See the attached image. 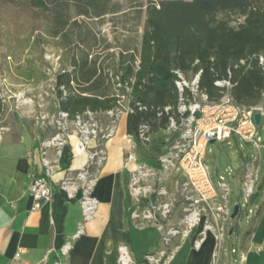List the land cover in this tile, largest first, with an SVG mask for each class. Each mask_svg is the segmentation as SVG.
Returning <instances> with one entry per match:
<instances>
[{"label":"trees","instance_id":"1","mask_svg":"<svg viewBox=\"0 0 264 264\" xmlns=\"http://www.w3.org/2000/svg\"><path fill=\"white\" fill-rule=\"evenodd\" d=\"M7 9L33 17L27 37L32 46L58 49L55 100L72 119L88 111L129 110L127 132L135 140L141 141L144 126L150 136L167 131L172 119H181L179 75L188 83L198 76V92L210 102L229 95L240 106L264 105V0H161L128 7L115 0H0V21ZM108 22L113 38L100 30ZM183 97L193 101L189 89ZM5 112L0 95V119Z\"/></svg>","mask_w":264,"mask_h":264},{"label":"built area","instance_id":"2","mask_svg":"<svg viewBox=\"0 0 264 264\" xmlns=\"http://www.w3.org/2000/svg\"><path fill=\"white\" fill-rule=\"evenodd\" d=\"M61 66L55 71H60ZM177 87L181 94L179 114L180 121L171 120L169 129L172 133H179V139L168 145L167 150L158 156L156 168H147L136 164L134 154L128 155L125 166L133 165L131 172L130 190L137 202L151 200L156 202L147 208H138L132 213V220L138 228L154 226L163 233L165 248L156 253H147L141 261H136L129 248H119L118 264H171L175 258V250L170 249L174 238L186 241L195 230L201 228L199 239L195 248H200L209 234H212L222 248L228 229L237 218L239 221L246 216L250 218L255 205L253 197L262 191L264 201V138L260 136V127L264 124V105L257 107H244L237 105L229 95L218 102H210L206 95L198 92L197 76L192 83H188L179 75ZM218 86L230 87L229 82H219ZM185 89L191 91L193 101L183 97ZM200 95V100L197 96ZM170 108H167L168 112ZM123 111H110L107 115L110 122L104 128L96 120V114L86 112L71 118L68 113L58 111L55 115L40 112L36 115L35 122L42 128L53 127L54 135L42 144V164L45 168L42 175L36 176L29 186L32 198V212L39 211L45 202L53 197V187L50 178L53 175V165L47 158V152L54 150L58 157L65 147L70 145L75 138L80 150L88 153V163L76 178H66L60 184L72 200L80 190V204L82 208V221L78 224V232L57 251L59 260L55 264H69V257L74 247V242L86 232V225L95 219L99 208V201L94 198L96 186V173L91 172L94 166L96 172L107 160L106 151L103 149L105 142L112 139L117 132V120ZM124 112H129L125 110ZM260 113L262 121L256 124L255 115ZM149 129L142 127L140 139L145 144L150 143ZM132 144L135 138L128 137ZM250 144L258 151L253 163H244L243 176L237 183L241 186L242 199L239 215L232 219L234 206L231 205L232 196L231 175L229 169L226 175H221L219 181L212 178L210 167L207 163L208 146L215 143L232 141ZM178 175L183 180L175 181L173 186L165 183ZM171 187V188H170ZM172 191L174 193H172ZM177 196V198H176ZM181 205L182 217L176 226H168L177 206ZM232 254H236L235 248ZM23 252L16 255V260L21 261Z\"/></svg>","mask_w":264,"mask_h":264},{"label":"crops","instance_id":"3","mask_svg":"<svg viewBox=\"0 0 264 264\" xmlns=\"http://www.w3.org/2000/svg\"><path fill=\"white\" fill-rule=\"evenodd\" d=\"M21 109L24 108L10 109L0 120V264H55L59 260L57 251L66 240L76 236L83 217L80 190L76 198L70 200L60 184L68 177L76 178L86 167L88 153L78 152L75 138L60 157L54 150L47 152L53 165L50 182L54 193L39 211L32 212L29 186L36 176L44 173L42 144L55 130L53 127L42 129L31 120H22L24 115L31 119L33 111ZM127 120L128 113L123 111L117 120L115 136L103 145L106 162L98 172L94 166L91 168L97 179L93 196L100 205L95 219L86 225V232L74 242L69 264H118L122 246L128 247L137 261L149 251L159 252L165 248L160 230L154 226L139 229L132 220L135 210L147 208L156 200L153 197L137 202L130 190L134 166L126 167L125 162L128 155L134 154V144L128 138ZM178 178L183 180L181 175ZM254 205L260 209L259 217L247 237L245 230L239 249L234 247L236 254H228L225 242L218 248L212 234L200 248H195L199 228L184 242L180 238L172 240L169 248L175 250V258L171 264H264L262 191ZM181 209V205L177 206L168 226L179 223ZM19 252H23L21 261L16 260Z\"/></svg>","mask_w":264,"mask_h":264},{"label":"rangeland","instance_id":"4","mask_svg":"<svg viewBox=\"0 0 264 264\" xmlns=\"http://www.w3.org/2000/svg\"><path fill=\"white\" fill-rule=\"evenodd\" d=\"M115 1L128 7L131 4L146 6L150 2L157 3L161 0ZM33 23L32 16L15 9H7L1 15L0 95L4 100L6 112L0 120H3L9 114L10 109L15 111V108L18 106L24 108L21 110L33 111L31 119H28L25 115L22 118L25 121L31 120L32 123H36L35 117L42 111L50 115L58 113L54 94L53 75L58 66H60V53L53 45H43L36 48L32 46V42H34L33 38L31 41H27V37H29L28 31L32 28ZM100 30L109 38H113L112 23L108 22L100 26ZM197 99H201L200 95L197 96ZM10 116L13 120V112L10 113ZM96 120L106 128L111 119L106 114L101 113L96 115ZM259 129L260 136L264 138V124ZM179 136V133H172L170 135L168 131H160L150 136L149 144H145L136 138L133 147L136 164L147 168H156L158 156L167 150L168 145L177 141ZM254 157H258V151L250 144L244 142L237 143L232 140L223 143L217 142L208 146L207 163L210 167L212 178L215 181H219L221 175H226L227 170H233V174L231 175L232 196L230 201L234 207L242 199L241 186L237 183L241 170L244 163H253ZM175 181H179L178 176L170 178L165 184L173 186ZM172 193L174 192L172 191ZM257 211L256 207H254L249 219H246L245 216L241 221H234L229 226L228 236L225 240V246L229 255L232 254L231 251L234 247L239 249L243 234H245L244 232L251 230L255 225L254 221ZM236 226V231L231 236L230 232ZM150 252L156 253L153 251L147 253Z\"/></svg>","mask_w":264,"mask_h":264},{"label":"water","instance_id":"5","mask_svg":"<svg viewBox=\"0 0 264 264\" xmlns=\"http://www.w3.org/2000/svg\"><path fill=\"white\" fill-rule=\"evenodd\" d=\"M255 121H256V124H257V125H259V124L261 123V121H262V115H261L260 113H258V114L255 115ZM211 144H212V145L215 144V141H212ZM239 212H240V206H239V205H236V206L234 207V210H233V213H232V219H233V220H235V219L237 218V216L239 215ZM233 231H234V230H232V231L230 232V235L233 234Z\"/></svg>","mask_w":264,"mask_h":264},{"label":"bare ground","instance_id":"6","mask_svg":"<svg viewBox=\"0 0 264 264\" xmlns=\"http://www.w3.org/2000/svg\"><path fill=\"white\" fill-rule=\"evenodd\" d=\"M77 150H78V152H79L80 154H83V153H86V154H87V152L80 150V149L78 148V146H77Z\"/></svg>","mask_w":264,"mask_h":264}]
</instances>
